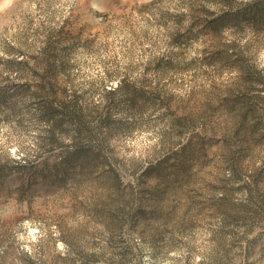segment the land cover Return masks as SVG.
<instances>
[{"label": "rangeland", "instance_id": "obj_1", "mask_svg": "<svg viewBox=\"0 0 264 264\" xmlns=\"http://www.w3.org/2000/svg\"><path fill=\"white\" fill-rule=\"evenodd\" d=\"M0 264H264V0H0Z\"/></svg>", "mask_w": 264, "mask_h": 264}, {"label": "trees", "instance_id": "obj_2", "mask_svg": "<svg viewBox=\"0 0 264 264\" xmlns=\"http://www.w3.org/2000/svg\"><path fill=\"white\" fill-rule=\"evenodd\" d=\"M223 3H228L230 0H220ZM260 10V9H259ZM42 88V87H41ZM43 116L46 120H52L54 119V122L52 123L51 127H50V132H51V140H54L52 138L53 136V131L55 128H59L61 126V120L60 119H56V115L54 114V107L47 105L45 107V109L43 110Z\"/></svg>", "mask_w": 264, "mask_h": 264}]
</instances>
